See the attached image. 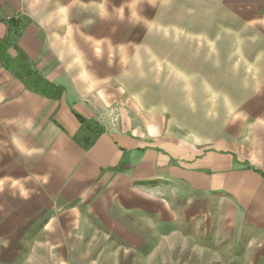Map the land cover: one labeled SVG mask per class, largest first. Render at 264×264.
Returning a JSON list of instances; mask_svg holds the SVG:
<instances>
[{"label":"crops","instance_id":"obj_1","mask_svg":"<svg viewBox=\"0 0 264 264\" xmlns=\"http://www.w3.org/2000/svg\"><path fill=\"white\" fill-rule=\"evenodd\" d=\"M155 5L175 30L203 14L216 27L223 13L239 32L242 14L255 15L264 43V0H0V230L45 238L55 264H128L162 222L176 223L178 205L264 200V113L227 148L218 128L203 131L210 140L179 132L169 106L127 86L144 77L129 69L146 59L135 53ZM178 42L156 33L160 57H181Z\"/></svg>","mask_w":264,"mask_h":264},{"label":"rangeland","instance_id":"obj_2","mask_svg":"<svg viewBox=\"0 0 264 264\" xmlns=\"http://www.w3.org/2000/svg\"><path fill=\"white\" fill-rule=\"evenodd\" d=\"M155 7L145 8L146 43L138 45L135 53L140 55L143 47L146 59L129 69L136 74L144 73V77H130L127 86L135 88L139 99L154 100L161 108L169 106L167 111L177 122L175 127L179 132L210 140L213 137L208 131L213 129L216 133L218 128L227 148L232 147L234 137L237 143L244 144L249 135V121L264 113V88L256 95L250 93L264 85V43L257 33L256 27L260 25L257 18L242 14L238 32L224 20L223 16L229 19L225 14L219 15L222 19L216 27L212 18L215 21L217 16L203 14L195 25L185 29L178 24L175 30L169 28V23L174 22L167 17L156 21ZM156 33L172 43L182 41L181 49L185 50L181 57L171 60L168 51L160 57L156 51ZM220 40L224 45L217 43ZM127 67L120 70L127 72ZM157 90L161 93H156ZM236 116H241L240 120ZM253 202L241 205L229 194L202 198L193 207L178 205L173 211L176 214L170 217L176 223L162 222L160 230L156 229V238L148 239L143 251L130 252L128 264H264V227L257 225L262 218L258 214L264 210V200ZM43 224L35 223L34 229H40ZM1 225L4 231L0 230V264L59 262L57 253H44L45 238L14 239L8 236L9 230L5 231L6 224ZM49 240L47 247L60 241ZM73 260L71 255L70 261Z\"/></svg>","mask_w":264,"mask_h":264}]
</instances>
